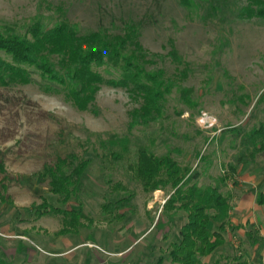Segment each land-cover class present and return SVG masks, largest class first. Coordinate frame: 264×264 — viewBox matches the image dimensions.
Listing matches in <instances>:
<instances>
[{"label": "rangeland", "instance_id": "obj_1", "mask_svg": "<svg viewBox=\"0 0 264 264\" xmlns=\"http://www.w3.org/2000/svg\"><path fill=\"white\" fill-rule=\"evenodd\" d=\"M192 1L187 8L179 0H0V26L18 31L37 20L51 27L66 19L81 33L118 34L139 25L147 69L163 70L174 84L163 119L133 129L129 112L138 104L124 89L103 86L94 115L34 83L0 88V160L10 177L0 194L11 201L0 202L1 258L11 264H173L170 246L186 215L163 209L170 189L146 194L135 179L130 165L146 146L155 156L169 153L187 165L200 185H219L233 198L230 205L243 198L253 207L254 228L247 222L230 228L227 244L206 262L264 264V206L256 201L260 191L250 190L264 183V155L238 167L235 177L229 170L243 148L241 136L264 124V20L237 17L245 0ZM169 41L188 63L186 77L169 56ZM185 90L190 103L182 97ZM111 136L130 141L117 160L112 154L121 148L101 143ZM57 157L91 161L68 204L58 202L39 176ZM227 174L231 178L218 184ZM124 197H130L128 205L112 215L102 209ZM44 202L80 209L79 231L60 234V214L38 216ZM118 213L126 218H113ZM242 220H249L246 213L237 225Z\"/></svg>", "mask_w": 264, "mask_h": 264}, {"label": "trees", "instance_id": "obj_2", "mask_svg": "<svg viewBox=\"0 0 264 264\" xmlns=\"http://www.w3.org/2000/svg\"><path fill=\"white\" fill-rule=\"evenodd\" d=\"M180 4L193 7L192 0H179ZM240 20H264V0H245L238 9ZM140 26L128 24L121 33L112 34L100 29L81 33L77 25L66 19L47 27L37 20L18 31L10 25L0 26V88L36 84L45 94L60 96L79 112L97 115L96 99L103 86L124 89L138 106L133 108L130 129L139 125L149 126L163 119L167 96L173 82L163 70L147 69V53L140 42ZM172 62L183 66L181 77L188 73V63L180 56L172 41H169ZM183 98L190 103L189 91ZM236 132V137L241 131ZM240 153L236 165H229L235 177L238 167L247 165L258 155H264V124L241 136ZM154 141V140H153ZM118 146L121 151L112 154L113 159L123 157L128 151V138L111 136L107 143ZM136 162L130 165L146 194L170 189L163 209L184 213L186 222L178 232V240L171 244L170 260L173 264H221L215 260L205 263L204 258L217 253L227 244V229L231 227L229 195H224L219 185H200L197 175L187 165H181L171 154L155 156L146 146L136 152ZM90 160L75 164L69 158L57 157L47 165L39 176L48 181L49 192L58 197V202L68 204L80 190L87 177ZM0 188L6 192L5 182L10 177L0 160ZM227 174L218 179L225 184ZM121 187V185H118ZM10 197L0 194L2 204H10ZM130 197L104 203L102 209L110 216L118 208L128 205ZM257 204L264 206V194L259 192ZM36 211L38 216L54 213L62 217L64 229L60 234L79 231L80 209L57 208L44 202ZM113 218L124 219L125 213ZM233 229V227H232ZM0 264H11L0 257ZM238 264H245L241 262Z\"/></svg>", "mask_w": 264, "mask_h": 264}, {"label": "crops", "instance_id": "obj_3", "mask_svg": "<svg viewBox=\"0 0 264 264\" xmlns=\"http://www.w3.org/2000/svg\"><path fill=\"white\" fill-rule=\"evenodd\" d=\"M244 183V182H243ZM244 184H242V186H243ZM256 188V190L257 191H261L260 189L261 188H264V183H262V182H260V184L258 185V187H256V185L255 184H251L250 185V190H251V193L253 194V193H255V189ZM159 192H161V191H159ZM253 195H255V194H253ZM255 197V196H254ZM232 198V197H231ZM233 199V198H232ZM232 199H231V202H232ZM253 209V207H251L249 204H248V206H247V203H245V201H244V199L242 198V200H241V202H239L238 204H236V202H235V206L234 205H232V203H231V212H230V216H231V227H229L228 229H227V232L229 231V229L231 228L232 229V227H235V226H239V225H246L245 223L247 222V223H250V225H251V227L252 228H254V226L256 225V223H257V219H255V220H253L252 218H251V215L252 214H254V213H248V211H251ZM246 210V211H245ZM255 210V209H254ZM245 213L247 214V219H249V220H242L240 223H238V225H237V222L238 221H240L243 217H244V215H245ZM257 218V217H256ZM229 233V232H228ZM216 254V253H215ZM215 254H213V255H211V256H209V257H213ZM203 261L205 262V263H207L206 262V260H205V258L203 259Z\"/></svg>", "mask_w": 264, "mask_h": 264}]
</instances>
